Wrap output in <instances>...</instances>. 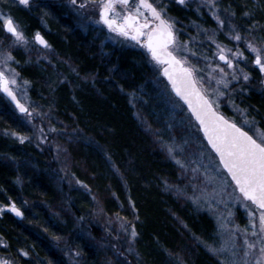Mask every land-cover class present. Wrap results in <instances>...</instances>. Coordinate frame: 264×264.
Returning a JSON list of instances; mask_svg holds the SVG:
<instances>
[{"label": "trees", "instance_id": "trees-1", "mask_svg": "<svg viewBox=\"0 0 264 264\" xmlns=\"http://www.w3.org/2000/svg\"><path fill=\"white\" fill-rule=\"evenodd\" d=\"M257 5L264 6V0H220L218 6L222 13L231 6L228 14L236 12L231 22L244 35L251 23L244 11L252 10L254 19L264 25V11ZM197 7L171 3L168 14L180 26L196 22L210 27L208 11L199 8L198 13ZM11 13L29 39L39 32L51 45L46 49L52 54L48 62L17 46L11 54L20 62L21 76L30 81L33 100L53 118L57 144L66 149L69 161L67 171L57 174L51 147L42 149L5 136V130L28 131L0 94V203L11 200L24 212L22 219L10 212L0 216V254L17 264H176L177 256L184 264H217L218 258L192 235L212 242L214 220L165 188V182L178 184V169L144 125L147 110L139 114L132 99L142 89L152 92L150 81L157 76L166 83L160 66L149 67L147 62L156 66L155 62L141 51L102 47L93 33L70 22L65 0H30L27 8L13 4ZM253 36L258 39L264 32ZM201 40L206 38L202 35ZM0 41L7 43L3 32ZM196 50L199 55L212 54L207 43L196 44ZM251 73L254 81L236 99L264 126V86L261 77ZM65 77L71 85L60 83ZM66 180L87 185L89 192L70 188L73 185ZM98 207L106 217L105 229L97 224L102 221L94 212ZM116 217L136 226L133 253L121 249L123 237L110 222ZM73 248L83 256L77 263L68 256L74 257Z\"/></svg>", "mask_w": 264, "mask_h": 264}, {"label": "snow or ice", "instance_id": "snow-or-ice-1", "mask_svg": "<svg viewBox=\"0 0 264 264\" xmlns=\"http://www.w3.org/2000/svg\"><path fill=\"white\" fill-rule=\"evenodd\" d=\"M188 2L189 0H167V3L165 0H82L77 4V0H71L79 9L92 8L99 17L96 23L106 26L117 37L130 39L147 49L151 61L162 66L163 76L167 78L179 101H182V106H186L188 125L198 134L197 139L201 140L200 151L195 154L196 159L177 158L178 155H186L187 139L180 144L175 137L170 141L161 138L160 143L176 165L192 173L193 180L202 175L205 186L198 190L197 185L192 184V195H187L186 188L168 185L167 182L165 188L185 196L197 210L207 206L212 212L214 203L227 207L228 201L233 206L240 204L246 210L248 224L244 227L235 224L233 213H216L212 243L201 240L194 233L193 239L198 240L209 253L218 258L217 264H264V126L250 116L247 109L239 108L231 99H227L235 86L240 85L241 81L246 84L251 79L250 74L245 71L249 63L245 52L251 55V64L255 69L264 74V36L258 39L253 36V33L264 32V25L254 19L252 10L244 11L242 15L249 18L251 23L245 29L246 34L242 35L231 22L236 15L235 11L228 14L231 6L223 9L222 13L218 6L220 0H199L221 32L227 22L228 31L223 34L232 42V47L217 39L220 32L203 28L196 22L193 25L197 33H202L206 40L198 41L197 37L189 36V40L182 42L179 39L181 30L176 26L179 22L168 15V4L186 6ZM13 4L27 7L30 0H0V32L7 37V43L0 41V94L10 98L15 109L31 122L35 109L29 106L30 81L23 79L16 67H13L19 66L20 62L8 51L16 46H27L30 42L23 26L11 13ZM257 7L264 11V6ZM197 12L199 13V7ZM31 40L45 49L51 48L39 32ZM202 43L210 44L215 49L211 56L197 55L190 47V44ZM241 44L244 48L240 47ZM189 55L198 61L202 60L205 67L193 65L189 61ZM241 64L245 67H241ZM60 83L71 85L72 81L65 77ZM244 90L243 87L240 88L241 93ZM225 99L234 115H239V121L229 118L221 111V101ZM73 100L75 101V96ZM42 115L44 114L35 112L36 117ZM49 131L55 129L49 128ZM39 132L40 138L44 139L43 128H39ZM3 134L20 143L29 139L15 131L5 130ZM104 158L123 180L111 157L105 153ZM17 182L19 183V178ZM208 186L212 187L211 193L207 191ZM82 187L88 188L83 184ZM225 196L227 201L223 199ZM130 204L134 208V203L130 201ZM5 212L14 213L17 217L24 216V212L11 200L0 203V216ZM121 227L129 233L130 242H134L138 235L135 224L121 220ZM184 227L187 229L188 226ZM238 239L242 241L239 244ZM128 251L132 252L134 249L129 247ZM21 254L28 256L22 250ZM74 255L79 256V253ZM0 264H8V261L0 259ZM176 264H184L183 259L177 256Z\"/></svg>", "mask_w": 264, "mask_h": 264}, {"label": "rangeland", "instance_id": "rangeland-1", "mask_svg": "<svg viewBox=\"0 0 264 264\" xmlns=\"http://www.w3.org/2000/svg\"><path fill=\"white\" fill-rule=\"evenodd\" d=\"M61 1H63V0H61ZM65 1H66V5H68V10H70V12L72 13L71 17L69 16L71 19L70 22H72L74 25L78 26L79 28L81 27L80 28L81 30L93 33V35H94L93 38L99 39V44L102 45V47L103 46H108V47H112V48L122 47V48L127 49L128 51H132L134 53H137L139 51L146 53V51L143 50V48L141 46L133 43L131 40H128L126 38L117 37L114 33H111L104 25L96 23V21L99 19V17L92 8L89 7V8H85V9H79L78 6H74L71 3V0H65ZM80 2H82V0H77V4H79ZM165 2L167 3V0H165ZM169 5L170 4H168V6ZM193 6H198L199 8L204 9V10L206 9L205 7H203L199 3V0H189V2L186 4V6H184V8L188 9L189 7H193ZM27 7H25V8H27ZM208 14H209V12H208ZM209 16L211 17L210 14H209ZM221 18H223V14H222ZM211 21H212L211 26L206 27V28L209 30L215 29L218 32H220V35L218 36L217 39L219 41H222L223 43L227 44L229 47H232V42L230 40L226 39L224 34H223V32L228 31L227 22L225 24V28H224L223 32H221L220 29L217 28V24L212 17H211ZM176 26L178 28H180V30H181L179 33V39L182 42L189 40V36H195V37H197L198 41H202L201 37L203 34L202 33L198 34L197 30L195 29L193 24H190V25L188 24V27L186 25H185L186 27L184 25H181V26L176 25ZM29 41L30 42L27 46H17V47H19L20 49H22L24 51L26 50L27 52H31V54H35L38 59H42L44 62L50 61V57L52 56L51 51L46 50V49H40L43 47H41L38 43L32 42L31 39H29ZM208 45L212 48V46L210 44H208ZM190 47L193 49V51H195L197 53V55H199V52H197V50H196V44L195 45L190 44ZM240 47L244 48V45L241 44ZM8 51L11 52V49H8ZM213 51H215L214 48H212V52ZM245 55H247L249 57V63H248L247 67H251V69H248L243 64H241L240 66L245 67V71L250 74L251 79L246 84H245V82L241 81L240 85L235 86L232 95L227 97V99H231L234 102V104L236 106H238L239 108H242V107L240 106L238 100L236 99L237 94L241 93L240 92L241 87L244 88L246 85H249L252 81H254V76L251 73V71H255V73H257L256 75L260 76L262 81L264 79V74H261L251 64V59H252L251 55H249V53H247V52H245ZM208 56H211V55H208ZM58 61L62 62L63 60L60 59ZM189 61L197 67H200V68L205 67L202 60L198 61L195 58H193L191 55H189ZM147 63H148V66L154 68V70H155V68H157L156 64H155L156 66H153L151 62H147ZM13 67H16V70L19 72L16 65H13ZM158 67H159V65H158ZM72 72H73V70H72ZM22 78L25 79L24 77H22ZM150 83H151L150 88L152 89L151 90L152 92L147 93L145 91V89H142L141 90L142 92L135 93L132 95V99L134 101L137 112L140 114V111H142L144 113L145 110H147V112H145V116L147 117V120H145L146 123L142 119L144 121V125H146L147 127H149L151 129V131L154 135V138L157 141H159V143H160L161 138L165 141H170L171 138L175 137L176 141L180 144H183L184 140L187 139L188 143L185 146V154L186 155L185 156H179L178 155L177 158H179L181 160H186L188 158L196 159L195 154H197L200 151L201 140L197 139L198 134L188 125V122H187L188 121V113L186 111L185 106H182V103L171 92L168 84L165 83L163 80H161V78H159V76H157L153 80H151ZM30 87L31 86H29V88H28V100L31 102L29 106L31 109H35V111L33 113L34 118L31 120V122H29L28 118H26L23 114L19 113L18 110H16L9 103V101L4 97L6 99V101L11 105V108H13L15 110L16 114H20V119L24 122V124L27 128V131H28V133H21V132H17V131H15V132L20 133V134L28 137L29 139H27L25 142L36 143V145H38L42 149H50V147H51L53 150V153L55 155L56 163H58L56 165L55 171H56V173L58 172L57 174H60V170H62V169H63V171H67L66 170V164L69 160H68L67 156H65L67 154L66 149L58 146V144H57L58 134L56 133V130L51 131V132L49 131V128L55 129V126L53 125V122H52L53 118L51 117V115H48L47 111H45L41 106H39L33 100L31 92H30ZM19 95L20 94L18 92V96ZM227 99L221 101V105H222L221 111H222V109L223 110L225 109L226 111H228L229 113L232 114L231 116H229L230 118L236 119L237 121H239V119H240L239 115L238 114L234 115L232 109L227 104ZM21 102H24V101L22 100ZM242 109H244V108H242ZM35 112H40L44 115H42L41 117H36ZM146 114H151L152 117L151 116L148 117ZM51 118H52V120H51ZM169 125H171V128H169ZM39 128H43V131L45 133L44 139L40 138ZM160 146L163 148V151L168 156L166 149L163 147V145L161 143H160ZM57 157H58V161H57ZM168 158H169V156H168ZM59 163L62 166H60ZM205 163H207V161H205ZM174 164L176 165L175 162H174ZM176 167L178 169L177 171H178L179 179H178V184H173V186H178L182 189L186 188L187 195H192V188H191L192 184L197 185L198 190H199V188L205 186L202 175L199 176L197 179L193 180L192 179V173L190 171H185V170L181 169L178 165H176ZM62 174H61V176H62ZM66 181L69 184L73 185L70 188L77 187V188L81 189L82 192H86V193L89 192L87 189L82 187V185L80 183H78L77 181H75V183H74L75 185L72 182H70V180H66ZM207 191L209 193H211L212 187L208 186ZM174 193H176V192L174 191ZM176 195H178V194L176 193ZM179 196L181 197L182 195H179ZM182 197L185 198V200L190 201L185 196H182ZM223 199L226 201L228 200L227 196L223 197ZM194 207L197 210L196 206H194ZM198 211H205L212 217V219L214 220V223H215V229H216V221H215V214L216 213H223L224 215H227L228 212H231V213H233V218H234L236 225H239L240 227H244L245 225L248 224V217L246 215V210L240 204H235V206H233V203L231 201H228L227 207H225L224 204L216 205L214 203L212 212H210L208 210L207 206L200 208ZM94 212H95V214H98V216L102 220V221H100V219H99L100 223L98 222L97 224H99L100 227L105 229L104 224H107V221H106V217L105 218L102 217L101 209L98 207V209L94 210ZM119 218L120 219H117V217H116L113 220H110V222L112 223L111 227L113 225H116L115 231H118L119 237H120V235L123 237L121 239L122 245H123V246L121 245V249H123L126 252V251H128V248L132 246L133 242H130L129 233L124 231L121 227V220H124V221H127V220L125 218H122V217H119ZM218 242H219V240L217 238V243ZM241 242L242 241L238 239L237 243L239 244ZM209 243H212V242H209ZM73 251H74V253L78 252L79 256L74 255V257H73L71 253H68V256L70 257L72 262H73V258H74V262L77 263L80 261V259H82L83 256H82L81 252L77 250V248H73ZM132 253H133V251H132ZM0 259L12 261L13 264H17L13 260L9 259L8 257H6L2 254H0Z\"/></svg>", "mask_w": 264, "mask_h": 264}, {"label": "water", "instance_id": "water-1", "mask_svg": "<svg viewBox=\"0 0 264 264\" xmlns=\"http://www.w3.org/2000/svg\"><path fill=\"white\" fill-rule=\"evenodd\" d=\"M45 38V37H44ZM46 39V38H45ZM41 46V45H40ZM145 49V48H144ZM146 50V52H147V54L150 56V54L148 53V51H147V49H145ZM151 58V57H150ZM160 74H161V76L166 80V82L168 83V85H169V88H170V90H171V92L173 93V95L176 97V95H175V93L172 91V89H171V85H170V83L168 82V80H167V78L165 77V76H163V73H162V66H161V69H160ZM263 85H264V79H263ZM4 95V94H3ZM8 100H9V102L14 106V104H13V102H11V100H10V98H8L6 95H4ZM178 100H179V98L178 97H176ZM181 103H182V101H180ZM15 107V106H14ZM185 108H186V106H185ZM22 211V210H21ZM14 214V213H13ZM14 216H15V214H14ZM16 218H18V219H22L23 217H17V216H15Z\"/></svg>", "mask_w": 264, "mask_h": 264}, {"label": "flooded vegetation", "instance_id": "flooded-vegetation-1", "mask_svg": "<svg viewBox=\"0 0 264 264\" xmlns=\"http://www.w3.org/2000/svg\"><path fill=\"white\" fill-rule=\"evenodd\" d=\"M105 27H106V26H105ZM128 40H130V39H128ZM132 42H134V41H132ZM6 261H7V260H6ZM8 264H13V263H12V261H8Z\"/></svg>", "mask_w": 264, "mask_h": 264}]
</instances>
